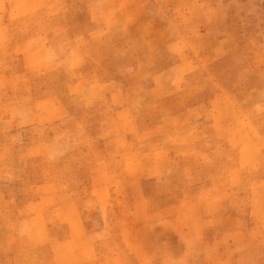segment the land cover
<instances>
[{
	"label": "rangeland",
	"instance_id": "374dc122",
	"mask_svg": "<svg viewBox=\"0 0 264 264\" xmlns=\"http://www.w3.org/2000/svg\"><path fill=\"white\" fill-rule=\"evenodd\" d=\"M0 264H264V0H0Z\"/></svg>",
	"mask_w": 264,
	"mask_h": 264
},
{
	"label": "crops",
	"instance_id": "0c3cea01",
	"mask_svg": "<svg viewBox=\"0 0 264 264\" xmlns=\"http://www.w3.org/2000/svg\"><path fill=\"white\" fill-rule=\"evenodd\" d=\"M176 207H177V205H176ZM199 217H200V216H199ZM200 228H203L202 225L199 226V230L201 231ZM184 230L188 231V230H191V228H188V227H186V229L182 228V231H184ZM202 235H203V234H202ZM202 235H201V238H203ZM199 238H200V237H199Z\"/></svg>",
	"mask_w": 264,
	"mask_h": 264
}]
</instances>
